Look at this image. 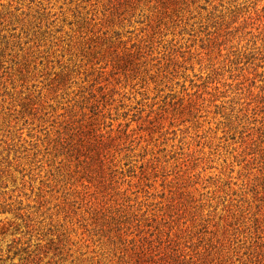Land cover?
I'll return each mask as SVG.
<instances>
[{"label": "rangeland", "instance_id": "obj_1", "mask_svg": "<svg viewBox=\"0 0 264 264\" xmlns=\"http://www.w3.org/2000/svg\"><path fill=\"white\" fill-rule=\"evenodd\" d=\"M0 264H264V0H0Z\"/></svg>", "mask_w": 264, "mask_h": 264}]
</instances>
